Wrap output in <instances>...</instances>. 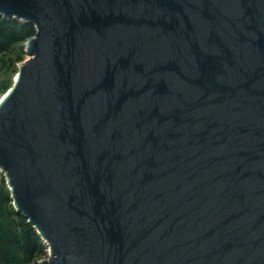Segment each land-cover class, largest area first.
<instances>
[{
    "label": "water",
    "instance_id": "95a60500",
    "mask_svg": "<svg viewBox=\"0 0 264 264\" xmlns=\"http://www.w3.org/2000/svg\"><path fill=\"white\" fill-rule=\"evenodd\" d=\"M37 28L0 169L38 264H264V0H0Z\"/></svg>",
    "mask_w": 264,
    "mask_h": 264
},
{
    "label": "rangeland",
    "instance_id": "374dc122",
    "mask_svg": "<svg viewBox=\"0 0 264 264\" xmlns=\"http://www.w3.org/2000/svg\"><path fill=\"white\" fill-rule=\"evenodd\" d=\"M14 24L11 19L0 17V96H5L13 86L22 64L29 59L27 41L35 36L37 28L27 24L21 28L22 21ZM15 210L7 177L0 169V232L5 240L2 247L9 254H3L0 264H38L51 256L50 245L40 236L39 249L26 253L28 233L36 230L27 219L13 214ZM3 253V252H2Z\"/></svg>",
    "mask_w": 264,
    "mask_h": 264
},
{
    "label": "trees",
    "instance_id": "16d2710c",
    "mask_svg": "<svg viewBox=\"0 0 264 264\" xmlns=\"http://www.w3.org/2000/svg\"><path fill=\"white\" fill-rule=\"evenodd\" d=\"M4 19H11V21H12L14 24H17V22H18L17 20H14V19H12V18H4ZM27 24H31V23H24V22H22V23H21V28H23V27H24L25 25H27ZM13 214L16 215V216H21L22 218L27 219V218L24 217L22 214H18V213L16 212V210H14ZM39 239H40V238H39V236H38L36 230L34 231V230L32 229V230L29 231V233H28V240H29V242H27V244H28L29 246L27 247V250H26V253L30 255L29 258H28V260L31 259V254H33V252H35V251H37V250L39 249V246L41 245V244H40L41 242H39ZM4 241H5V240L3 239V236H2V234H1V232H0V260L2 259L3 254H7V255L9 254V252L3 250L2 245H3ZM2 252H3V253H2Z\"/></svg>",
    "mask_w": 264,
    "mask_h": 264
},
{
    "label": "bare ground",
    "instance_id": "6f19581e",
    "mask_svg": "<svg viewBox=\"0 0 264 264\" xmlns=\"http://www.w3.org/2000/svg\"><path fill=\"white\" fill-rule=\"evenodd\" d=\"M4 98V96H0V102H1V100Z\"/></svg>",
    "mask_w": 264,
    "mask_h": 264
}]
</instances>
